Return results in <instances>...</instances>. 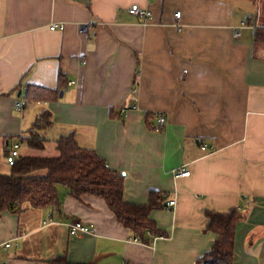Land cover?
Masks as SVG:
<instances>
[{"label": "crops", "instance_id": "0c3cea01", "mask_svg": "<svg viewBox=\"0 0 264 264\" xmlns=\"http://www.w3.org/2000/svg\"><path fill=\"white\" fill-rule=\"evenodd\" d=\"M132 5L152 20L130 15ZM243 22L251 27L236 38ZM54 23L65 29L52 31ZM256 28H264V0H0V174L10 172L9 145L49 110L45 149L21 146V155L57 157L56 141L72 134L126 173L127 202L146 204L153 190L167 198L152 213L164 234L144 244L102 200L80 203L59 187L60 208L0 213V264L62 255L196 264L215 239L206 210L234 208L233 264H264V43L255 42ZM59 74L68 83L58 100L15 110L27 85L57 89ZM155 113L168 120L161 133ZM181 167L191 175L175 178ZM74 221L97 233L71 236Z\"/></svg>", "mask_w": 264, "mask_h": 264}, {"label": "trees", "instance_id": "16d2710c", "mask_svg": "<svg viewBox=\"0 0 264 264\" xmlns=\"http://www.w3.org/2000/svg\"><path fill=\"white\" fill-rule=\"evenodd\" d=\"M248 23L250 21H247ZM255 42L264 43V28L255 29ZM58 88L50 89L27 85L24 108L33 102L58 100L60 91L66 87L67 77L59 74ZM150 117V115H147ZM53 124V114L44 110L24 134L17 136L20 146L44 150L48 139L44 132ZM57 157L20 156L10 166L8 174H0V213H20L25 210L60 208L59 186L68 189L69 195L80 203L85 197L102 200L118 223L129 230L141 243L149 244L163 232L152 218L155 210L165 208L166 197L159 191H151L146 204L139 205L125 200V176L110 169L107 161L95 150L83 148L74 135L56 141ZM45 171V175H38ZM241 211L237 208L228 212L206 210V231L215 235L210 249L196 264H233L235 260V236ZM49 264H96L72 263L66 255L57 256Z\"/></svg>", "mask_w": 264, "mask_h": 264}, {"label": "built area", "instance_id": "2783aa9c", "mask_svg": "<svg viewBox=\"0 0 264 264\" xmlns=\"http://www.w3.org/2000/svg\"><path fill=\"white\" fill-rule=\"evenodd\" d=\"M128 13L130 15L136 16L138 17L140 20H142L145 24L148 23V21L152 20L153 15L152 13L148 10L145 9L139 5H132L129 9H128ZM176 18H180L181 17V13L178 12L176 13ZM251 27L250 25H248V23L243 22L241 24V26L238 28V30L235 32V37L239 38L242 35V30ZM81 28H86L85 25H82ZM50 29L52 31H56V30H60L63 31L65 29V25L63 24H57L54 23L50 26ZM134 94H136V90L133 91ZM24 101L23 100H19L15 106V110L18 112H21L24 109ZM123 112L126 111V109L122 110ZM155 117H156V126L154 127L155 132L161 133L164 129L165 126L167 125V117L166 115L162 114V113H155ZM20 143L16 140L13 143H11V145H9L8 148V152H7V156H6V160L7 163L12 166L15 164L17 158L20 156ZM206 147H203V150H205ZM191 175V172L186 169V168H182L178 171L175 172V178L180 179V178H186L189 177ZM175 205V201H169L167 203V206H174ZM69 233L71 236H82V235H86V234H96L97 233V229L94 225L92 224H84L81 221H74L69 225ZM160 237V236H159ZM136 242H140L137 239H134ZM11 244L7 243L5 245L6 248H10Z\"/></svg>", "mask_w": 264, "mask_h": 264}, {"label": "rangeland", "instance_id": "374dc122", "mask_svg": "<svg viewBox=\"0 0 264 264\" xmlns=\"http://www.w3.org/2000/svg\"><path fill=\"white\" fill-rule=\"evenodd\" d=\"M25 149H30V150H32L31 148L27 147L26 145H23L22 148H21V151L23 152V150H25ZM6 169H7L6 172L8 173L9 170H10V167H6ZM41 173H42V172H39L40 175H41ZM59 187H60V189H61V188H62V189L64 188V187H62V186H59ZM47 221H49V220H47Z\"/></svg>", "mask_w": 264, "mask_h": 264}, {"label": "water", "instance_id": "95a60500", "mask_svg": "<svg viewBox=\"0 0 264 264\" xmlns=\"http://www.w3.org/2000/svg\"><path fill=\"white\" fill-rule=\"evenodd\" d=\"M60 95L62 96V95H63V92H61ZM125 175H126V173L123 172V173H122V176H125Z\"/></svg>", "mask_w": 264, "mask_h": 264}, {"label": "bare ground", "instance_id": "6f19581e", "mask_svg": "<svg viewBox=\"0 0 264 264\" xmlns=\"http://www.w3.org/2000/svg\"><path fill=\"white\" fill-rule=\"evenodd\" d=\"M157 133V132H156ZM182 168V167H181ZM179 170V169H178Z\"/></svg>", "mask_w": 264, "mask_h": 264}]
</instances>
